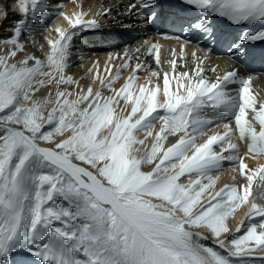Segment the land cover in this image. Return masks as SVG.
Listing matches in <instances>:
<instances>
[{"label": "snow or ice", "instance_id": "snow-or-ice-1", "mask_svg": "<svg viewBox=\"0 0 264 264\" xmlns=\"http://www.w3.org/2000/svg\"><path fill=\"white\" fill-rule=\"evenodd\" d=\"M13 2V11L23 16L11 35L0 38V44L9 49L0 55V113L7 110L0 115V264H247L244 257L264 252V164L249 168L243 158L232 154L238 148L229 138L238 132L248 152L264 155V96L251 89V75L240 76L233 69L209 81L201 61L192 70L195 82L188 71L178 74L179 89L186 91H170L165 71L162 100H158V86L149 88L147 83L134 96L137 72L147 71V65L139 61L145 41L134 52L125 49L124 63L110 80L100 79L101 87L95 88L94 77L85 91L67 74L73 55L70 42L80 31L103 27L101 19L85 21L81 17L86 14L77 13L73 20L59 11L75 31L56 28L62 39L47 40L51 50L45 62L30 54L20 39L29 4L34 11L38 0ZM182 2L205 12L206 20L219 15L233 25H264V0ZM138 4L151 6L150 0H138ZM136 6L129 4L126 14ZM112 10L104 8L103 16L109 17ZM0 12L7 19L5 6L0 5ZM259 40H264V27L246 37L249 42ZM147 54L158 65L162 63L158 45L148 47ZM180 56H184L183 48ZM109 58L119 54L110 53ZM133 59L138 62L122 88L104 95V89H112L121 69H127ZM167 63L174 70L177 61ZM157 75L151 71L146 82ZM53 84L54 97L36 95ZM62 84H76L78 91L62 90ZM234 84L239 86L231 87ZM118 97L124 99L123 105ZM208 108L233 117L235 129L225 123L223 135L204 139L205 128L219 118L201 113ZM154 121L163 122L162 126L150 150L140 154V146L153 135ZM45 125L53 127L45 130ZM139 132L146 133L144 139L137 138ZM56 136L63 138L57 141ZM169 136L177 139L166 147ZM218 143L216 152L213 145ZM224 161H238L232 180L239 178V182L225 184L212 194L219 177L210 173L222 169ZM177 163L179 170L173 171ZM144 164L154 166L144 171ZM186 174L196 178L189 175L188 184L178 183ZM204 195L210 196L206 203H202ZM153 198L160 202L154 203ZM241 204L247 205L246 218L258 216L261 222L250 223L245 234L231 240L219 239L230 231L226 220ZM244 223L237 225L236 232ZM193 227L210 231L226 254L200 243L206 237L191 231Z\"/></svg>", "mask_w": 264, "mask_h": 264}, {"label": "bare ground", "instance_id": "bare-ground-1", "mask_svg": "<svg viewBox=\"0 0 264 264\" xmlns=\"http://www.w3.org/2000/svg\"><path fill=\"white\" fill-rule=\"evenodd\" d=\"M144 2H147V0H144ZM150 2V7L157 8V12L162 9L159 0H150ZM129 4H136L138 6V3H134L133 0H38L34 11H32L29 4V15L27 16L26 23L21 30L20 39L25 44V48L30 54L46 62V54L51 50V46L47 43V40L62 39L59 36V33L56 32V28H64L69 32H72L74 30L72 26L68 25L64 17L59 15V11H62L66 16H70L73 20L76 19L77 13L86 14L82 15L81 17L85 21L99 18L104 24L103 27L97 30L80 31L73 37V40L70 42V44L72 45L71 50L73 55L70 58V65L67 69V74L73 76L74 80L79 82L81 88L86 91L87 87L93 84L94 77H97L94 87L100 88V79H104L105 82H107L112 78V76L116 74L117 68L124 63V57L122 54L126 48L131 52H134L137 46L145 41H148V44L139 55V61L144 62L147 65V71L142 69L137 72L136 80L133 84V95L135 96L139 93V87L141 84L147 83V87L149 88L158 86V100H162L163 76L165 71H167L169 75L170 91H186V89H179L180 81L178 79V74L188 71L190 77L193 79V82H195L196 77L193 75L192 70L196 67V65L193 64L192 67V65H190L189 62L186 61L185 66L181 67L180 69L173 70L170 67L169 63H167V60L168 57L174 58V56L178 55V49L181 45L180 41L177 39H173L174 41L168 39H154L152 37L151 26L148 24L143 13L138 11L137 6L136 8L132 9L131 12L126 14V8ZM0 5L5 6L8 11L7 19H4L2 12H0V38H6L11 35V29L15 26L16 21L22 18L23 14H21L18 10L13 11V9L16 7V4H14L13 0H0ZM108 7H111L113 9L112 13L109 17H104L102 14L103 9ZM201 22L202 24L207 25L209 29H215L214 25L207 24L205 21ZM219 32L220 33H217V36L222 39L225 38L223 32ZM80 39L81 42H79ZM114 39H118V42L115 43ZM236 39V37L229 38L230 43L233 45L231 47H234ZM263 43L264 40L257 41V46L254 49H248L243 52L242 57L237 51L233 50L230 52L229 45L227 47L229 50V55L221 53L220 55H215L214 57L207 56L203 52V50H199L195 46L187 47L184 51V54L186 58L189 53H195L196 59L199 62L202 61V67L204 68L203 75L205 76V78L209 81H215L219 73L234 66L243 71L250 67L261 69L264 62V47L262 46ZM152 44H156L159 46V54L162 61L160 65H158L155 60H152L147 54V49L148 47H151ZM7 51H9V49L5 47V45L0 44V55H4ZM110 53L119 54V58L110 59ZM233 53H238V55H236L234 58ZM22 55V53L18 54V58L22 57ZM137 62L138 61L136 59H133L131 61V65L127 69H121L119 76L112 84V89L109 90L105 88L104 95H114L116 90L122 88L123 84L131 76L132 69L135 67ZM30 64H34V61H30ZM213 68H215V71L210 70ZM90 69L91 71H89ZM44 70L50 71V69H48L47 67H45ZM151 71H156L158 75L156 77H152L151 81L146 82L145 77L148 76ZM251 76V89L257 92L260 96H264V73L260 72ZM238 86V84L231 85V87L233 88H237ZM60 88L62 90L67 88L72 91H78L76 84H62L60 85ZM56 90L57 89L55 84L46 85L42 87L40 91L36 93V95L38 97H46L49 94H52V96L54 97ZM117 99L119 100L120 105H123L125 103L124 99H121L119 97ZM131 106V102H129L127 105L128 112L131 111ZM117 111H119L118 108ZM200 111L201 113H211L219 117L218 119L213 120L212 125H209L205 128L204 139H207L208 136H211L213 134L223 135L225 132L223 125L225 123H229V127L231 129H235L234 118L231 116L223 118L222 115L224 113H222L221 110L208 108L201 109ZM158 112L160 115L165 114L161 109H158ZM44 115L46 117L47 113L45 112ZM123 115H127V112L123 113ZM138 115L139 113H137V116ZM137 116L132 117V120L134 121ZM247 118L249 117L246 116V119ZM162 123L163 122L161 121H154V128L151 129L153 135L148 136L145 140V144L140 146V154H143L145 151L150 150L151 144L154 141V137L156 133L159 132ZM255 127L257 131H259L258 123L255 124ZM64 135L67 136L68 133H65ZM145 135V132L136 133L138 139H144ZM61 138L63 137H55L57 141ZM229 138L232 143L237 144L238 148V151L232 154L243 158L244 162L248 165L249 168H256L261 164H264V155H254L253 153L248 152L246 146L242 141L239 140L238 132H236L235 134L230 133ZM176 139L177 136H169L168 141L165 142V146L167 147L169 143H174ZM200 142H203V140H198V143ZM42 146L49 145L42 142ZM213 150L219 152L220 144L218 143L217 145H213ZM224 154L227 155L229 153L225 152ZM188 155H191V152H189ZM168 163L169 162L166 161L165 165H167ZM153 166L154 164H144L142 166V170L150 171ZM234 169L238 170V161H224L222 162V169L213 170V172L210 173L214 178L217 176L219 177L218 179H216L215 184L211 189L212 194H215V192L225 184L232 185L233 183L239 182V178L237 182H234L232 180ZM178 170L179 165L177 163V168L173 171ZM189 175L191 176V179L196 178L195 174H186L179 179L178 183L185 185L188 184ZM255 183L256 179H254V186ZM209 199V195H204L202 197V203H206ZM249 199H251V195ZM246 211V204H241L239 208L234 210V212L226 220V224L229 227L230 231L227 233H221L219 239L231 240L234 237L245 234L247 227L250 226V223H256L258 225L261 222V218L258 216L253 218H246ZM242 220L245 222L244 227L240 232H236V227ZM191 231H193L194 233H200L202 236L206 237V239L200 240V243L207 244L208 246L213 247L215 250L221 252L222 254H226L224 252V249L219 248L218 238L214 237L210 233V231L202 227H193ZM259 231L260 229L258 228L257 233H259ZM248 246L255 247L253 242H249ZM19 255L25 259H34L32 257H29L27 253H20ZM232 259L238 258L233 257ZM244 259L247 261V264H264V252L253 251L247 257H244Z\"/></svg>", "mask_w": 264, "mask_h": 264}, {"label": "rangeland", "instance_id": "rangeland-1", "mask_svg": "<svg viewBox=\"0 0 264 264\" xmlns=\"http://www.w3.org/2000/svg\"><path fill=\"white\" fill-rule=\"evenodd\" d=\"M7 114V110H5L4 113H1V115ZM52 125L51 126H44L45 130H51L52 129ZM218 148V147H217ZM205 183H207V180L204 181ZM153 202L154 203H159L160 201L156 200L155 198H153Z\"/></svg>", "mask_w": 264, "mask_h": 264}]
</instances>
